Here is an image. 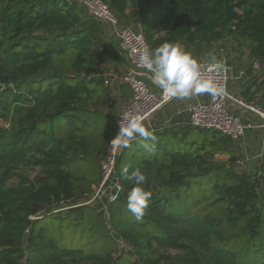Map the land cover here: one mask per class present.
Instances as JSON below:
<instances>
[{"label": "trees", "instance_id": "obj_1", "mask_svg": "<svg viewBox=\"0 0 264 264\" xmlns=\"http://www.w3.org/2000/svg\"><path fill=\"white\" fill-rule=\"evenodd\" d=\"M104 1L152 51L178 43L208 55L235 42L264 73V0H137L132 10L127 0ZM105 27L70 0H0V264H264V175L234 167L233 146L230 163L220 162L233 140L218 130L163 129L124 148L115 234L80 202L117 131L115 117L95 107L106 91L98 68L118 58ZM254 84L243 96L264 110V94L251 103ZM125 167L147 177L140 221L127 209L135 185Z\"/></svg>", "mask_w": 264, "mask_h": 264}, {"label": "built area", "instance_id": "obj_2", "mask_svg": "<svg viewBox=\"0 0 264 264\" xmlns=\"http://www.w3.org/2000/svg\"><path fill=\"white\" fill-rule=\"evenodd\" d=\"M81 6L88 9L91 16L106 23L113 31L114 35L120 40V47L124 51L130 65L124 73L120 75L119 81L127 84L132 90V98L117 116V131L115 139L112 140L107 153L102 159L100 169V180L94 189V194L86 199L82 204H97L99 212L102 213L108 228H111L112 213L111 207L114 205L121 194L125 191L124 185L117 173L116 165L119 156L124 148L120 145L117 135L120 131V125L123 117H132L139 115L143 118V124L153 133L165 129V125L155 123L156 115L174 98H165L161 93H157L143 79L149 77L152 81V74L139 66L140 56L145 51H152L146 36L141 31H136L130 26L123 24L114 14L110 6L104 0H76ZM224 65V70L217 71L211 61H202V74L205 77L214 78L218 84L225 88V93L221 96L212 98L209 101H198L190 108L188 125L199 129H214L220 131L223 135L231 138L233 141H240L245 137L249 129L263 131L262 141L259 150L249 152L242 159H237L234 167L244 169L248 162L254 160L264 161V110L254 104L246 103L236 99L229 90V85L234 79L233 66L226 58L220 60ZM245 70L240 72L244 76ZM114 74H110L105 79V84L112 88L115 85ZM239 78V77H238ZM153 82V81H152ZM229 105H237L254 114L258 120H250L245 123L241 116L232 113ZM133 141V140H132ZM261 174V173H259ZM111 230V229H110ZM113 232V230H111Z\"/></svg>", "mask_w": 264, "mask_h": 264}, {"label": "clouds", "instance_id": "obj_3", "mask_svg": "<svg viewBox=\"0 0 264 264\" xmlns=\"http://www.w3.org/2000/svg\"><path fill=\"white\" fill-rule=\"evenodd\" d=\"M210 60L217 71L224 70V65L217 61L215 55H211ZM139 66L152 74L153 83L161 89L165 98L190 99L202 94L215 98L225 93V88L214 78L202 74L201 62L178 43H165L153 51H145L140 56ZM123 118L117 135L122 147H128L137 137L154 139L153 132L144 126L141 116ZM122 175L135 185L128 192L127 209L140 221L151 199V194L143 187L147 177L139 168L129 172L128 167L123 168Z\"/></svg>", "mask_w": 264, "mask_h": 264}, {"label": "crops", "instance_id": "obj_4", "mask_svg": "<svg viewBox=\"0 0 264 264\" xmlns=\"http://www.w3.org/2000/svg\"><path fill=\"white\" fill-rule=\"evenodd\" d=\"M128 10H130V9H128ZM134 28L136 29V31H140V29L137 26H134ZM108 39H109V36H108ZM108 44H109V47L113 49V47H112L113 43L108 42ZM181 47L183 49H185L187 52H189L191 55L196 57L200 62L211 61L209 59L210 53L208 55H206L205 53H197L196 51H194V49L186 48L185 46H181ZM221 49H223V48H221ZM113 50H114V53L116 55H118L117 56L118 58L114 59L112 61H109V62H113L112 65L114 66V68L117 67V69L120 71L119 75H121L122 73H124L126 68L129 67L130 63H129L124 51L122 50V48L120 46L117 49L114 48ZM247 53L248 54H246V55H240V59H238V61H237V63L239 64L238 67H235L234 65H232L233 66L232 73H233L234 79L232 80V82L229 85V90L236 99H239V100H242L246 103H249V102H247V100L243 96V90H244L247 82H249L251 79H255V80H257V84L253 85V88L251 89L250 92H252V95H255L256 101L251 102V103H258L260 98L264 94V85L260 86V84L262 82H264V73L261 70L259 62H256L255 60H253L250 57L249 52H247ZM222 55L223 54L221 53V55H220L219 59H217V61H220L223 59ZM242 70L246 71L244 76H240V72ZM98 73L99 74L95 75L96 77H101L103 74L105 75L106 73L107 74L112 73V71H103V72L98 71ZM103 76L101 78H103L105 81V79L108 78L110 76V74L106 78H104ZM143 79L150 85L152 90H154L157 93H161V89H159L151 81V79H149V77L144 76V74H143ZM119 82H118L119 85H118V83H115L114 87H112V88L108 87L105 84L107 89L109 88L110 95H117L118 97L121 98L122 103L125 104L118 111V113L115 117L116 123H117V116H118L119 112L125 106L128 105V103L130 102V100L132 98L131 88L127 84L122 85L123 83H121V81H119ZM117 96H115V98L118 99ZM106 100H109V99H106ZM209 100H210V96L207 94H202V95H199L196 97H192L190 99L174 98L169 102V104H167L163 109H161V111L156 115L155 123H157L158 125H165V130H167V131H169V130L178 131L179 130L180 133H183V131H182L183 128H186L189 126L188 120H189V115H190L189 110H190L191 106L194 105L195 103H197L198 101H209ZM229 109L232 113L241 116V118L243 119V121L245 123H248L250 120H252V121L258 120V118L254 114H252L248 111H245L240 106L229 105ZM116 123H115V125H116ZM187 132H189V131L187 130ZM262 136H263V131L249 129L244 138H242L240 141H233L232 145H230L228 148H226V147L224 148V152L221 153V156L224 158V159H222L223 163L227 164L230 161V156H231L230 153H231V151L233 152L232 146L235 149L234 153L239 158H240L241 154H245L244 155V157H245L247 153H249V152L253 153V152L259 150V147H260V144L262 141ZM250 164H251L250 167H248L247 169L244 168L241 170L242 171L246 170V171H249L252 173L262 172V174L264 175V161L261 162L259 160L258 161L254 160Z\"/></svg>", "mask_w": 264, "mask_h": 264}, {"label": "rangeland", "instance_id": "obj_5", "mask_svg": "<svg viewBox=\"0 0 264 264\" xmlns=\"http://www.w3.org/2000/svg\"><path fill=\"white\" fill-rule=\"evenodd\" d=\"M70 1H72V2H75V3H78L76 0H70ZM79 4V3H78ZM79 6L84 10V12L88 15V16H91V14H90V12L88 11V9H86L85 7H83V6H81L80 4H79ZM103 23V22H102ZM103 24H105V26H107V28L105 27V30L107 31V33L109 34V39H108V42H112L113 44H112V47H113V49L114 48H118L119 46H120V40L118 39V37H116V35H114V33H113V31L110 29V28H108V25L106 24V23H103ZM130 25V24H129ZM130 27L131 28H133L134 30H136L135 28H134V26L133 25H130ZM227 45V44H226ZM239 45V44H238ZM238 45H236L235 44V42L233 43V45H230V47H229V45L227 46V48L225 49V48H223V50L222 49H220L221 47H219V48H215V52H213L212 54H210V56L211 55H215L216 56V58L217 59H219V57H220V55H221V53L223 54L222 56H223V58H226L227 59V61L228 62H230V64L231 65H234L235 67H238V63H237V61H238V59H240V55H246V54H248L247 52H249V50H246L244 47H239ZM226 47V46H225ZM210 56H209V59H210ZM244 57V56H243ZM112 63L113 62H108V63H103L99 68H98V71L99 72H103V71H112V74H114V79H115V82L116 83H118L119 82V79H120V75H119V70L117 69V67L116 68H114V66L112 65ZM108 73V72H107ZM106 73V74H107ZM105 74V75H106ZM109 74H111V73H109ZM109 74H107L106 76L104 75H102L104 78H106L107 76H109ZM120 83V82H119ZM119 83H118V85H119ZM122 85H124V84H122ZM106 91L105 92H102V95L98 98V99H96V101H95V103H97V105L95 106L99 111H101L102 112V114H105V115H109V116H114V117H116V115H117V113H118V111L125 105V104H123L122 103V100H121V98L120 97H118L117 95H110L109 93H110V91H109V89H107V87H106V85H105V81H104V84H103V86H102ZM231 93V92H230ZM108 94H109V97H108ZM232 94V93H231ZM233 95V94H232ZM115 96H117L118 97V99L117 98H115ZM106 99H109V100H106ZM108 125V124H107ZM106 125V126H107ZM199 134V130H197V129H193V130H191V132H190V138L191 139H195V138H197V135ZM189 139H187V141H188ZM200 142H201V140H199ZM93 142V141H92ZM95 143V145H98V144H96V141L94 142ZM238 144V143H237ZM244 155L245 154H241V156H240V159H242V158H244ZM238 159H239V157H237ZM102 159L103 158H101L100 160H99V164H98V169L97 170H99V172H101L100 171V169H101V167H100V161H102ZM217 159L220 161V162H222L223 163V160L222 159H224L222 156H221V154H218L217 155ZM102 163V162H101ZM228 163H230V161L228 162ZM250 163H252V162H248L246 165H245V169H247L248 167H250L251 166V164ZM88 165V164H87ZM25 171V170H24ZM21 172V171H20ZM20 172H18V173H20ZM26 172V171H25ZM87 172H88V169H87ZM27 173V172H26ZM37 173H38V170L37 169H28V175H30L32 178L33 177H35L36 175H37ZM81 173H84V171L83 172H81ZM89 173H91V169H89ZM91 176H93V175H91ZM100 176H101V174H100ZM99 180H100V178H99ZM97 186V183L95 182H93L92 183V192L90 193V195H89V197L92 195V193L94 194V189H95V187ZM88 197V198H89ZM87 198V199H88ZM86 200V199H85ZM85 200H81L80 202H84ZM91 206H93V207H95V208H97L96 206H97V204L96 203H93V204H91ZM96 211L97 212H99V210H98V208L96 209ZM101 213V212H100ZM101 215H102V213H101ZM102 219H103V221H104V223H105V225H106V227H108L107 226V224H106V222H105V219H104V217H103V215H102ZM112 221H113V217H112V220H111V228H109V229H111V230H113V234H115L116 233V229L114 228V225H113V223H112ZM58 228V229H57ZM51 229H57V232H58V234H62V232L60 231L61 229L59 228V226L57 227V225H56V223H55V221H54V223H53V225H52V228ZM108 229V228H107ZM56 231V230H55ZM69 234L70 233H72V231L71 232H68ZM68 233H66V235L68 234Z\"/></svg>", "mask_w": 264, "mask_h": 264}, {"label": "water", "instance_id": "obj_6", "mask_svg": "<svg viewBox=\"0 0 264 264\" xmlns=\"http://www.w3.org/2000/svg\"><path fill=\"white\" fill-rule=\"evenodd\" d=\"M137 7V0H127V8L132 10L136 9ZM227 13L228 15L235 20H238L241 18L240 14L237 11H234L230 5V3H227ZM20 264H27L25 261H21Z\"/></svg>", "mask_w": 264, "mask_h": 264}]
</instances>
